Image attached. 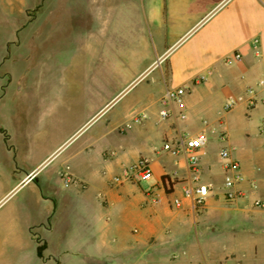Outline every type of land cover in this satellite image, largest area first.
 <instances>
[{
    "label": "crops",
    "instance_id": "crops-1",
    "mask_svg": "<svg viewBox=\"0 0 264 264\" xmlns=\"http://www.w3.org/2000/svg\"><path fill=\"white\" fill-rule=\"evenodd\" d=\"M3 5L0 0V25L8 23ZM65 7L66 26L78 9L96 21L83 41L109 35L118 42L102 47L107 58L123 57L120 65L137 62L150 40L158 42V61L131 87L156 65L167 67L156 68L122 119L114 117L57 167L43 168L62 145L41 156L33 129H9L0 117V264H264V207L254 206L264 203V0H66ZM6 44L0 43L2 63ZM233 53L240 61L225 64ZM10 60L14 68L17 58ZM98 72L90 93L99 101L106 69ZM248 86L256 90V105L242 102L223 113L224 103ZM178 87L188 94L182 104L166 106L172 118L159 121L164 92ZM140 113L147 119L132 122ZM184 135L208 138L195 175L184 156L162 150ZM224 149L226 160L219 156ZM139 159L149 162L150 185L112 183ZM231 162L243 175L233 202L223 188ZM66 173L71 182L64 187ZM194 176L208 187L201 207L183 194L196 185Z\"/></svg>",
    "mask_w": 264,
    "mask_h": 264
},
{
    "label": "rangeland",
    "instance_id": "rangeland-1",
    "mask_svg": "<svg viewBox=\"0 0 264 264\" xmlns=\"http://www.w3.org/2000/svg\"><path fill=\"white\" fill-rule=\"evenodd\" d=\"M2 2L6 6L8 23L0 25V43L7 39L3 54L8 59L0 62V84L3 86L0 117L9 129H33L32 135L38 140L35 146L40 148L41 156L62 145L44 169L57 167L85 141L105 131L114 117L122 119L134 96L158 75L156 68L167 67L163 63L156 65L131 87L135 77L150 62L158 61L161 48L155 40L147 43L145 57L120 65L117 56L105 57L107 52L102 43L118 45V42L107 40L109 35L104 38L91 35L88 41H83V32H92L97 23L90 17L85 18L80 9L73 15L75 23L65 25L69 11L65 7L66 0ZM12 57L17 58L14 68L9 67ZM119 60L123 62L124 58ZM100 68L106 69L105 90L98 101L90 92L95 90L91 87H95L98 75L100 77ZM10 70V75H6ZM20 139L25 146L27 139L24 136ZM62 183L64 185L63 180ZM150 184L151 180L145 181L140 187L145 189Z\"/></svg>",
    "mask_w": 264,
    "mask_h": 264
},
{
    "label": "built area",
    "instance_id": "built-area-1",
    "mask_svg": "<svg viewBox=\"0 0 264 264\" xmlns=\"http://www.w3.org/2000/svg\"><path fill=\"white\" fill-rule=\"evenodd\" d=\"M241 56L239 53H233L231 56L225 59V64H232L239 62ZM202 80L203 77L200 76L198 78ZM189 90L184 87L167 89L163 97L161 99V103L165 106L158 112V120L165 121L169 118L173 117V112L167 108L166 106L169 104H182L183 99L188 94ZM256 90L252 86L246 87L242 96L231 99L224 103L222 107V112L226 113L231 111L234 107H236L239 103H245L248 108H252L256 105ZM178 117L183 119L184 116L179 114ZM147 119V115L145 113L136 114L132 117V122L139 123L143 120ZM219 140H224V135L220 132L218 134ZM208 138L205 135L198 136H190L184 135L182 136L175 144L165 143L162 146V150L171 156H179L182 155L186 158L188 167L190 170L196 173V167L198 163V152L199 150L206 144ZM228 151L226 149L220 151L219 156L222 160H226L228 158ZM152 177L151 169L149 166V162L146 159H139L136 162L130 164L126 168L123 169L121 175L115 176L112 178V183L115 185H120L123 183H130L136 186H140L142 182L150 180ZM64 185H68L71 182L70 176L66 173L62 177ZM243 181V175L240 172L239 164L237 162H231L225 164V177L223 182V188L225 191V198L229 202H233L238 196L239 193L234 190L236 184ZM193 182L196 185L191 189L183 190V194L186 197H191L194 205L196 207H201L203 205V200L208 193V187L198 183V178L196 176L193 177ZM156 203L159 200L155 201ZM174 206H179L180 201L178 199H174L172 201ZM254 206L256 207H264V203L256 200L254 202Z\"/></svg>",
    "mask_w": 264,
    "mask_h": 264
},
{
    "label": "trees",
    "instance_id": "trees-1",
    "mask_svg": "<svg viewBox=\"0 0 264 264\" xmlns=\"http://www.w3.org/2000/svg\"><path fill=\"white\" fill-rule=\"evenodd\" d=\"M43 249H44V245H40V246L37 247V254L39 256H41V253H42Z\"/></svg>",
    "mask_w": 264,
    "mask_h": 264
}]
</instances>
